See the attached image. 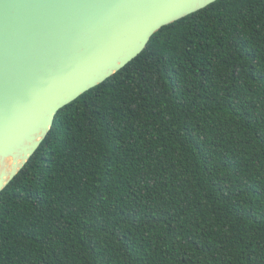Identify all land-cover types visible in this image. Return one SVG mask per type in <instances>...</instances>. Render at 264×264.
<instances>
[{
	"label": "trees",
	"instance_id": "trees-1",
	"mask_svg": "<svg viewBox=\"0 0 264 264\" xmlns=\"http://www.w3.org/2000/svg\"><path fill=\"white\" fill-rule=\"evenodd\" d=\"M0 264H264V0L161 28L60 109L0 192Z\"/></svg>",
	"mask_w": 264,
	"mask_h": 264
},
{
	"label": "water",
	"instance_id": "water-1",
	"mask_svg": "<svg viewBox=\"0 0 264 264\" xmlns=\"http://www.w3.org/2000/svg\"><path fill=\"white\" fill-rule=\"evenodd\" d=\"M217 0H0V192L57 112Z\"/></svg>",
	"mask_w": 264,
	"mask_h": 264
}]
</instances>
